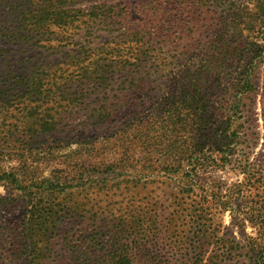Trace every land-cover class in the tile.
Masks as SVG:
<instances>
[{"label": "rangeland", "instance_id": "rangeland-1", "mask_svg": "<svg viewBox=\"0 0 264 264\" xmlns=\"http://www.w3.org/2000/svg\"><path fill=\"white\" fill-rule=\"evenodd\" d=\"M9 1L68 22L10 38L0 0V173L20 185L0 181V264H107L112 238L113 251L137 241L135 264L166 263L198 212L209 253L228 239L241 249L227 264H250L245 239L264 225V0ZM34 203L56 216L30 221ZM139 220L160 229L142 252L126 226Z\"/></svg>", "mask_w": 264, "mask_h": 264}, {"label": "trees", "instance_id": "trees-1", "mask_svg": "<svg viewBox=\"0 0 264 264\" xmlns=\"http://www.w3.org/2000/svg\"><path fill=\"white\" fill-rule=\"evenodd\" d=\"M8 8V9H7ZM8 10V11H7ZM6 11L7 13H10L11 19L15 23L14 26L9 24L6 27H11L13 30H7L5 33L10 38L15 39H21L24 41L28 40L27 32L31 29H42L45 28L47 23L49 22H62L67 23V15L62 11V9H56L53 8H45L42 6V4H38L33 8H22L19 5H13L12 2L9 0H6ZM80 12H85V10H80ZM0 56H2V53L0 52ZM247 85H249L250 81H245ZM246 85V86H247ZM200 150V149H199ZM198 150V151H199ZM229 149H225L227 151ZM192 171L195 170L197 164L195 161L191 164ZM7 179L11 180L14 187L20 188L17 180V175L14 172H1L0 173V181H3ZM29 191H32L33 189L31 187H28ZM36 203H34L31 206V215H30V221L34 219L36 216V219L49 221V219L52 218V216H56L55 213L51 212L52 209L50 206H44L40 205L37 206ZM195 223L196 227L193 231L190 230L187 234H180V237H177V240L174 238L175 246H177V254L181 256L179 259H168L165 262H159L150 260L148 264H227L230 261V257L233 254L234 250L241 249V246L236 244L234 241H229L228 239H217L216 243H213L214 246H221L222 249H216V251H211L209 253L208 249H210V241H213L215 239H212L213 233L209 231L207 225L203 223V214L204 212H198L195 213ZM143 221L139 220V224L136 227V224L131 223L127 226V230H132V235H134V238L137 237L138 240L141 241L139 246V251L142 252L144 248L141 245H147V243L151 240L153 235H157L160 231V229H153L147 225H145ZM48 226V225H47ZM260 227L262 229V232H260L259 237L252 238L247 237L246 245L248 247L247 253H248V259L250 261V264H264V225L261 223ZM48 228V227H46ZM151 230V231H150ZM43 234H46L45 230ZM110 232L105 234V237L109 236ZM113 234V233H112ZM262 243H261V242ZM88 244H90L89 241H87ZM111 247L115 248L116 240L114 238L111 239ZM137 243V241H135ZM132 242H129L127 244V248L122 250H112L113 248L109 249V260L107 264H135L134 257L132 255V251L135 250L133 247ZM187 243H190L187 244ZM99 244H96V246H93V251H101ZM221 248V247H220ZM143 249V250H142ZM89 256H87L88 258ZM147 262V260H146Z\"/></svg>", "mask_w": 264, "mask_h": 264}]
</instances>
